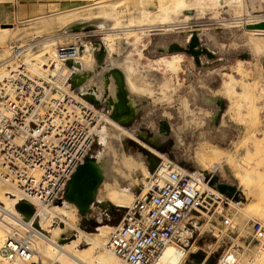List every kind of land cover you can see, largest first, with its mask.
I'll use <instances>...</instances> for the list:
<instances>
[{"label": "rangeland", "instance_id": "rangeland-1", "mask_svg": "<svg viewBox=\"0 0 264 264\" xmlns=\"http://www.w3.org/2000/svg\"><path fill=\"white\" fill-rule=\"evenodd\" d=\"M96 1L26 24L0 27V64L7 60L4 54L13 42L39 43L58 35L60 37L52 47L53 53L58 44L72 42L73 33L94 28L91 30L93 35L80 38L85 54L89 55L84 62L85 68L92 72L89 81L99 76L97 83L100 81L101 86L100 77L110 68L120 69L124 74L128 69L133 72L131 83L135 90L125 85L127 94L135 101L132 116L124 125L111 121L109 114L106 119L103 118L89 153L99 164L103 175L93 204L85 214H80L72 204L64 207V211L72 212L74 228L62 224L58 217H49L44 221L46 226L58 229L59 233L54 238L59 244L63 241L61 245L69 244L72 248V242L75 241L76 247L71 252L77 256L80 252L89 251L90 245L84 235L107 241L111 227L120 223L133 197L146 186L151 173L149 166L153 163L151 158L155 157L157 164L160 160H169L183 169L201 173L209 179L212 188L216 183H225L237 189L236 200L240 205L233 215L236 229L231 233H223L216 240L212 236V224L207 223L200 235L195 234L187 262L216 264L218 258L229 250L237 259L236 264H261L264 262V254L260 260H252L255 244L245 224L253 218L264 223V53L252 51L253 43L264 41V36L248 32L251 27L238 30L216 24L222 16L241 12L243 7L233 0H206L208 6L201 7L203 9L199 8V0H177L176 6L164 12L166 22L160 25L158 23L163 21V13L156 0H113L119 4L112 18L104 15V20L99 21L101 16H96V20H90L82 26L85 28L76 27L78 29L72 31L71 27L76 26L72 21L81 23L84 22L81 16L92 11L99 12L100 8L92 9ZM186 4L195 8L194 11H205L202 19L201 14L195 17L186 15L188 24L194 21L195 27L210 29L217 38L212 44L206 43L209 52L213 54L211 61L204 56L201 58L202 65L197 67L191 57L181 54L184 59L181 70L173 74L166 69V64L170 62H167L170 55L179 53H159L158 49L172 42L181 46L185 44V34L175 27L183 18L173 20V17L183 13ZM115 22L128 27V32L109 33L114 41L113 48L109 49L102 44L101 39L107 33V26ZM147 24L175 26L166 32L160 28H145L138 32L140 41L133 46L131 31ZM221 32L228 34V38ZM240 33L247 36L242 43L237 40L241 38ZM224 39L231 41L228 48L218 43ZM98 43L104 46L106 54L104 64L98 70L100 73L96 74L94 45ZM41 49L42 45L38 46L31 58H28L40 73L43 72V63L51 58L46 55L37 59ZM219 57L222 59L216 62ZM227 63L232 64L227 68ZM1 67L2 64L0 75L8 72L7 68ZM212 67L217 70L209 73ZM231 83L232 88H229ZM91 87L88 86L89 89ZM154 153L163 155L165 159L158 158ZM216 166L218 168L214 169ZM215 178L216 181H213ZM243 186L247 188L248 194H244ZM5 190L13 194V190L7 187ZM7 197L16 198L18 194L15 193L14 197L7 194ZM64 202L63 198L61 205ZM211 220L217 222L214 218ZM39 222L37 217L35 223L38 225ZM7 234L8 230L0 229V246ZM38 243H41V260L44 264H51L42 255L46 253L47 243ZM104 252L105 247L98 246L92 255L95 258ZM193 255L201 258L202 262L199 263ZM225 257L233 262L231 255Z\"/></svg>", "mask_w": 264, "mask_h": 264}, {"label": "built area", "instance_id": "built-area-1", "mask_svg": "<svg viewBox=\"0 0 264 264\" xmlns=\"http://www.w3.org/2000/svg\"><path fill=\"white\" fill-rule=\"evenodd\" d=\"M261 22L264 16L242 8L240 13L220 17L216 24L238 30L251 27L248 32L264 36V30L255 27ZM44 42L10 46L8 72L0 81V182L20 190V201L50 208L62 201L77 167L90 156L98 124L109 112L82 98L73 78L75 68L67 66L79 63L84 48L80 38L55 46L53 56L41 66L46 69L43 77L31 76L24 60ZM144 188L112 227L105 244L123 264H157L168 246L187 256L195 234L200 235L207 223L212 224L216 240L236 229L233 215L240 202L218 193L203 175L160 160ZM3 206L0 202V219L6 215L12 221L0 258L8 264H43L37 249L41 233ZM246 226L255 244V260L264 254V223L253 218Z\"/></svg>", "mask_w": 264, "mask_h": 264}, {"label": "bare ground", "instance_id": "bare-ground-1", "mask_svg": "<svg viewBox=\"0 0 264 264\" xmlns=\"http://www.w3.org/2000/svg\"><path fill=\"white\" fill-rule=\"evenodd\" d=\"M156 1L158 2L159 6L161 7V11L163 13V17L161 19L163 21L158 23V24L159 25L160 24H164L166 22L165 21L166 18H165V13L164 12H166L168 9L176 6L177 5V0H156ZM236 1L240 3V6H242V0H235V2ZM108 4H112V5H108ZM118 4L119 3H114L113 0H98L92 5L93 7L92 6L91 7H92V9L100 8L99 12L96 13V12L92 11V12L86 14V16H81L80 18H82L84 20V22H81V23H75L74 21H72V22L79 29H82V28H85V26L82 27L83 25L91 22L90 20H96V16H101L98 19L99 21L104 20L103 19L104 15L112 18L113 14H115L114 12H115V9L117 8ZM198 5H199V8H201V7L204 8V7L208 6L206 4V0H199V4ZM185 6H186V8H184L183 11H186V10L194 11L195 10V8L189 7L188 4H186ZM203 8H201V9H203ZM184 16H186V15H184ZM77 18H75L74 20H76ZM231 27H234V26H231ZM127 28L128 27H122L121 24H118V23L116 24V22L111 24V25H108L107 28H106V30H107L106 32L107 33L105 32L106 35L101 39L102 40V44H104V46L106 48L112 49L113 48L112 44H113L114 41H113V38L110 36L109 33L115 32V31H125V32L127 31L128 32ZM145 28L146 29L147 28H154L156 30H159V28H160L161 30H164L166 32V31H171L173 29V26H155V24H150V25L147 24L143 28L134 29V31H131V32H133V35H132L133 46H136L139 43V41H140V37L138 35V32L141 31V30H144ZM91 35H93V31H89V32L85 31V32L73 33L71 36L73 38H82V37H87V36H91ZM71 36L69 35V37H71ZM58 37H60V36L57 35V36H54L53 38H48V39L43 40V41H46V42L43 43V47H42L41 51L38 54L39 56H37V57L35 56V57L37 59H39V60L42 59L43 57H45L46 55H48L49 57H52V55L54 53V51L52 53V47L54 45H56V43L54 41H56L58 39ZM98 47H99V45H97V44L94 45V49H96L95 52H94V56H95L96 51L98 50ZM10 50H11V48L9 46V51H7V53L4 54V56L7 57V60L5 62H1V64H2L1 68L2 69L6 68V65L9 64L10 59H8V58L11 56ZM85 53H86V51H84V48H83L82 51H81V54L79 56V59H78L79 63L75 65V72L80 78L79 90H80V93H83V95L84 94H92L97 99L96 95L93 94L92 91L91 92H90V90L88 91L87 83L89 81V77L91 76L92 72L89 71L88 69H86L85 68L86 66H84V62H86L88 60V58H89L88 57L89 55L85 54ZM26 58L27 59L24 60L25 61V66H26L27 70L31 73V76L32 77H34V76L43 77L42 73L45 72L46 69L42 68L41 70H43V72L40 73L38 71L39 69L37 70L35 68V65L32 64V61L28 60V58H31V56H26ZM181 62L182 61L179 60V58L175 57L173 59V61H170L169 63L166 64V67L169 68L170 70H172L173 72H178V71L181 70V66H180ZM1 64H0V66H1ZM42 66H44V64ZM55 68L57 69V66ZM100 68H101V63H98L96 61V69H95V73L96 74L99 72L98 70ZM113 69H117V68L108 69L100 77L101 85L103 87L106 88L108 86L110 90H111V87H114V85L116 87V93L114 95V98L108 96L109 92H111L110 90H109V92H108V90H105L102 98L100 99L104 104L107 105V107L110 109V111L113 110V106H114V103L116 102V94H117V86H116V83H115V79L111 75V70H113ZM117 70H119V69H117ZM60 71L62 72L63 69H61ZM1 75H0V81L7 75V73L2 72ZM110 82H114V83L111 84V87H110ZM99 83H100V81H99ZM246 89H247V87H246ZM95 91H97V90H95ZM102 91H103V89H102ZM101 94H102V92H101ZM99 96H100V94H99ZM109 98H111L113 106H109V104H108V99ZM126 103L129 106L131 112L133 113V111H132V109H131L130 105L128 104V101H127V93H126ZM106 118L107 117H105L104 119H106ZM125 119H127V118H125ZM100 136H101V138L104 137L103 134H101ZM100 140L102 141V139H100ZM103 140H104V138H103ZM154 154L158 158L165 159L163 155H160L158 153L157 154L154 153ZM95 164L99 167V164H97L96 160H95ZM217 168L218 167L216 166L214 169H217ZM99 169H100V171L102 173V170H101L100 167H99ZM122 169H123V167H122ZM163 169H164V166L162 165L160 170L163 171ZM196 174L202 175L201 173H196ZM0 183H1L0 184V200H2V202L1 201L0 202L4 205L2 209L6 210L9 214L13 215L14 217H20L19 216L20 214L15 210L14 206L17 204L16 203L17 201L21 200V197H22V195L20 194L21 191L15 189V188H11V187L5 185L2 182H0ZM120 185H121V183L119 184V186ZM3 186H5L4 189H3ZM146 186H147V184H146ZM6 187L11 189V190H13V194L10 193L9 191L5 190ZM242 189H243L244 194H248L247 188L245 186H243ZM145 191L146 190L144 188L143 192H145ZM15 193L18 194V197H16V198L7 197V194L12 196V197H14ZM30 202H31V206L33 205L34 208H35L34 209L35 213H34L33 217L31 219H29V221H27V222H28V224L31 225V227L34 230L35 228L33 227V224L35 223V220L38 217L40 222L38 223V229H35V230L38 231L39 233H41V235H40L41 241L40 242H44L45 241L47 243L46 253H44L42 255L48 261L50 260L52 262L51 264H56V263H59V264H96V262H98V264H122V263H120V261H118L117 257H115V255H113L106 248H105L106 252L101 253L100 255L97 254V257L94 258V255H92V254L95 251V249L98 246H104L105 247L106 241L103 238L89 237V236L84 235V237H86L87 240H88V244L90 245V248L88 249L89 251H86L85 253H81L80 252L78 256L71 252V249L76 247L75 246V241L72 242V248H71V246L69 244L68 245H61V244L58 243L56 238H54L59 233L58 229H52L51 227L46 226L47 223L45 224V222H46V220L49 217H58L60 219V221L62 222V224L67 225L68 227H70V229L74 228L72 212H70V211L66 212V211L63 210L65 206H69V203L64 202L60 206L54 205L51 208H46V207H43L38 202H35V201H30ZM0 220H1L0 221V229L9 230V224L12 221L11 217H8V216L4 215V217L2 219H0ZM111 229H112V227H111ZM74 230H76V229H74ZM49 235H52V236H49ZM40 244L41 243H37L38 252H39ZM228 254L233 257V262L230 259H228V258H226L224 256L219 264H234V263L236 264L235 261H237V259L235 258V256L233 254H230V253H228ZM188 258H189V255H187V256H186V254L183 255V254L179 253L173 246H168L164 250L163 254L160 256L159 261H158L157 264H189L187 262ZM261 258H262V256L260 258H258V260H260ZM6 263H7L6 261L4 262L0 258V264H6ZM42 263H43V260H42ZM261 264H264V262H262Z\"/></svg>", "mask_w": 264, "mask_h": 264}, {"label": "water", "instance_id": "water-1", "mask_svg": "<svg viewBox=\"0 0 264 264\" xmlns=\"http://www.w3.org/2000/svg\"><path fill=\"white\" fill-rule=\"evenodd\" d=\"M183 14L193 16L194 12L192 10H186L183 11ZM76 27L77 26H72L71 30L76 31L78 29ZM92 29L94 28H86L84 31H91ZM198 30L199 29L197 27L189 30V35L185 38V44L183 46L172 42L169 43L165 48L158 49V52H167L168 54H185L193 59L195 66H201V58L205 56L207 60H211L213 59V54L200 44L197 35ZM98 45L99 47L94 57L98 63L103 64V59L106 54L105 48L101 43H98ZM75 65L76 64H73L72 62L67 63L68 67L75 68ZM111 75L115 79L117 86L116 102L114 103V106L111 98L108 99L109 106H113L112 111H110L106 104H104L101 100L96 99L92 94H84L82 95V98L98 108H107L109 111V118L117 124L124 125L125 122L132 116V112L126 103V91L124 88L123 75L117 69L111 70ZM73 78L77 80V84L79 85V76L75 73ZM155 160V157L151 158L153 163L149 166L150 172H152L157 165ZM102 181L103 175L99 167L95 164V158L92 156L86 157L84 162L77 167L75 173L69 181L65 191L64 201L74 205L80 214L87 213L89 211V207L95 200V194ZM213 181H216V178ZM214 188L218 193L226 196L227 198H236L237 196V189L234 186L225 183H216ZM57 204L61 205V201H58ZM15 210L23 217L25 221H29V219H31L35 213L34 208L26 201H19L15 205ZM33 227L38 229L37 223H34ZM60 244H63V241H60ZM193 256L197 258L199 263L202 262V259L197 255Z\"/></svg>", "mask_w": 264, "mask_h": 264}, {"label": "crops", "instance_id": "crops-1", "mask_svg": "<svg viewBox=\"0 0 264 264\" xmlns=\"http://www.w3.org/2000/svg\"><path fill=\"white\" fill-rule=\"evenodd\" d=\"M94 1H96V0H0V27L4 26V25H12L13 26V25L26 24V23H29V22H32V21H35V20H38L41 18H45L48 16H52V15H55V14H58L61 12L81 8L82 6H85V5H87L91 2H94ZM233 1H235V0H233ZM244 5H245V7H244ZM222 7H224V6H222ZM241 7L246 8V10L248 12H250L251 14H254L257 16H262V17L264 16V0H242V6ZM193 12H194L193 17L197 16V14L198 15L201 14L200 18L201 19L204 18L203 14L205 11H200L198 9L199 13L197 11H193ZM179 17H182L183 19L181 20V22L178 25H176V26L174 25V26L177 29L181 30L180 32L182 34H185L184 36L187 37L189 35L188 32H190L189 30H192L189 28L195 27V25H193L194 21H193V23L191 22V24L190 23L188 24L187 19H185V16L183 15V13H181L179 16L173 17V20L174 19L176 20ZM255 27L259 30H264V22H261L260 24L256 25ZM203 31H205V32H203ZM221 33H223L224 36L226 38H228V34H226L224 32H221ZM197 35H198L200 44L204 48H206L207 50H209V48L206 47L207 46L206 43L212 44V42H216L217 36L215 35V32L211 31L210 29H204V28L201 29L200 28L197 32ZM239 36L241 37V38L237 39L239 43H242L243 41H245V37L247 38L246 34H244V33H240ZM219 42L223 45H226L227 48L229 47V44L231 43L230 39L229 40L228 39L219 40L218 43ZM238 42H235V43L238 44ZM252 47H253L252 51L254 53H264V41H258V42L256 41L253 43ZM255 50H257V51L260 50V52H256ZM175 57L179 58V60H181L182 62L184 60L181 54H172L168 57L167 62L173 61V59ZM221 59L222 58L219 57L218 59H216V62H219ZM182 62L180 63V66H181ZM210 64L211 63L209 62L208 65H210ZM231 64L232 63H230V64L227 63L226 67L227 68L230 67ZM166 69L173 74L176 73L167 67H166ZM215 70H217L216 67L209 68V73H212ZM237 71L239 73V69ZM132 73L133 72L130 69H128L125 72V74L122 73L123 78H124V87H125L126 93H127V88L125 85L130 86L131 89L135 90V88L132 86V83H131ZM257 73L258 72L256 71V74ZM262 73H264V68H263ZM91 75H92V73H91ZM94 80H95V82H94ZM98 80H99V76H97V77L95 76V78L90 79V81H88V83H87V87L92 86L90 89L88 88V91L89 90H90V92L92 91L93 94L96 95L97 99L100 100L102 98L105 90H108V92H109L110 89L108 86L105 88L101 85L102 86L101 87L100 83H97ZM112 83H114V82H110V87H111ZM228 87L232 88V83ZM102 89H103V91H102ZM95 90H97V91H95ZM110 91L111 92H109L108 96L114 98V95L116 93L115 85H114V87H111ZM101 92H102V94H101ZM99 94H100V96H99ZM127 101H128V104L130 105L132 111L134 112L135 101H133L130 98L129 94H127ZM178 143H180V142H178ZM218 152H222V151H218Z\"/></svg>", "mask_w": 264, "mask_h": 264}, {"label": "flooded vegetation", "instance_id": "flooded-vegetation-1", "mask_svg": "<svg viewBox=\"0 0 264 264\" xmlns=\"http://www.w3.org/2000/svg\"><path fill=\"white\" fill-rule=\"evenodd\" d=\"M128 121L125 122V124L127 123Z\"/></svg>", "mask_w": 264, "mask_h": 264}]
</instances>
